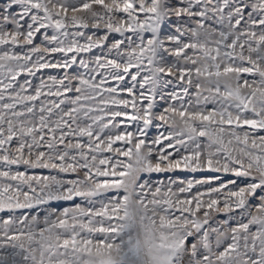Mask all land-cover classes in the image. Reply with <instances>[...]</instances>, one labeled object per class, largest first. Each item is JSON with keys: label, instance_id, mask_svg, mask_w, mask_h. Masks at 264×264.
Masks as SVG:
<instances>
[{"label": "snow or ice", "instance_id": "6c2138e0", "mask_svg": "<svg viewBox=\"0 0 264 264\" xmlns=\"http://www.w3.org/2000/svg\"><path fill=\"white\" fill-rule=\"evenodd\" d=\"M0 264H264V0H0Z\"/></svg>", "mask_w": 264, "mask_h": 264}, {"label": "rangeland", "instance_id": "374dc122", "mask_svg": "<svg viewBox=\"0 0 264 264\" xmlns=\"http://www.w3.org/2000/svg\"><path fill=\"white\" fill-rule=\"evenodd\" d=\"M189 178H191V177H189ZM136 222H137V224H139L140 223L139 219H137ZM142 241H143V237H142ZM113 256H117V253L115 251L113 252ZM117 258H119V257L117 256Z\"/></svg>", "mask_w": 264, "mask_h": 264}]
</instances>
